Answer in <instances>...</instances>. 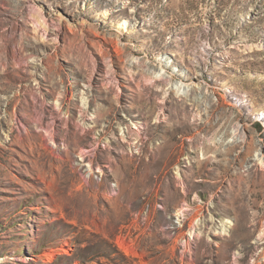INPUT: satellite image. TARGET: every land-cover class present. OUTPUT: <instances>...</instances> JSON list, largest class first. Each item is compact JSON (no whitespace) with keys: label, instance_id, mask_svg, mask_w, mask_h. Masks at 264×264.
<instances>
[{"label":"rangeland","instance_id":"374dc122","mask_svg":"<svg viewBox=\"0 0 264 264\" xmlns=\"http://www.w3.org/2000/svg\"><path fill=\"white\" fill-rule=\"evenodd\" d=\"M263 159L264 0H0V264H264Z\"/></svg>","mask_w":264,"mask_h":264},{"label":"bare ground","instance_id":"6f19581e","mask_svg":"<svg viewBox=\"0 0 264 264\" xmlns=\"http://www.w3.org/2000/svg\"><path fill=\"white\" fill-rule=\"evenodd\" d=\"M161 80H163V81H165L166 82V84L167 85H169V87H171L170 86V84H171V78L170 77H168V76H165V75H162L161 77ZM181 87L180 86H178V89H180ZM47 137L48 138H51V142H54V139L47 133ZM85 155H87L86 154V151L84 150L83 152H82V158H84L85 157ZM264 160V159H263Z\"/></svg>","mask_w":264,"mask_h":264}]
</instances>
